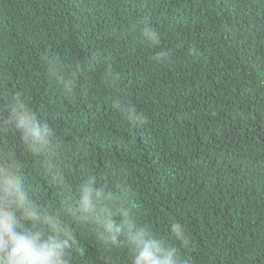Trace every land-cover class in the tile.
<instances>
[{
  "label": "trees",
  "instance_id": "1",
  "mask_svg": "<svg viewBox=\"0 0 264 264\" xmlns=\"http://www.w3.org/2000/svg\"><path fill=\"white\" fill-rule=\"evenodd\" d=\"M53 59L79 69L71 95L48 75ZM15 94L54 125L59 178L4 126ZM6 155L48 208L94 177L177 249L178 264H264V0H0ZM177 222L191 247L174 237ZM73 227V264H131L129 246Z\"/></svg>",
  "mask_w": 264,
  "mask_h": 264
},
{
  "label": "clouds",
  "instance_id": "2",
  "mask_svg": "<svg viewBox=\"0 0 264 264\" xmlns=\"http://www.w3.org/2000/svg\"><path fill=\"white\" fill-rule=\"evenodd\" d=\"M142 36L152 44H159L160 34L146 21ZM167 52L155 59L163 62ZM46 70L65 93L76 90L79 69L66 67L57 60H48ZM117 106H121L119 100ZM123 111L128 119L142 121L130 105ZM4 126L15 130L28 152L45 157L44 168L54 178L60 177V168L54 159L62 148L54 125L30 107L20 94L8 99ZM73 225H87L97 238L109 248L127 245L131 248V264H178L177 249L157 238L149 226L138 225L130 203L119 195L96 186L89 177L75 188L74 199L65 200L56 209L40 203L27 186L19 165L11 155L0 159V264H73L80 251ZM174 237L185 248L192 241L179 223L171 227Z\"/></svg>",
  "mask_w": 264,
  "mask_h": 264
}]
</instances>
